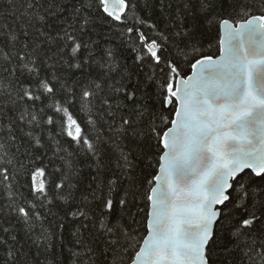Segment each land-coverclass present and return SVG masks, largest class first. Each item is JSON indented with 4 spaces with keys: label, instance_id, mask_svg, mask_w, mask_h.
Here are the masks:
<instances>
[{
    "label": "snow or ice",
    "instance_id": "6c2138e0",
    "mask_svg": "<svg viewBox=\"0 0 264 264\" xmlns=\"http://www.w3.org/2000/svg\"><path fill=\"white\" fill-rule=\"evenodd\" d=\"M0 264H264V0H0Z\"/></svg>",
    "mask_w": 264,
    "mask_h": 264
}]
</instances>
